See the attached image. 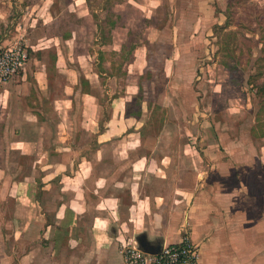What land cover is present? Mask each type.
<instances>
[{"label": "crops", "instance_id": "1", "mask_svg": "<svg viewBox=\"0 0 264 264\" xmlns=\"http://www.w3.org/2000/svg\"><path fill=\"white\" fill-rule=\"evenodd\" d=\"M54 38L33 43L27 69L0 83V136L11 138L0 149V201L13 202L0 212V264H124V243L155 253L186 235L200 264H264L260 221L255 210L241 213L240 183L227 189L212 178L208 159L160 155L162 132L146 135L157 117L147 92L155 80L145 76L162 31L134 47L120 76L106 50L80 52L74 34L72 46ZM112 49L123 58L127 44ZM175 51L162 57L166 90L177 80ZM19 106L21 123L10 128ZM14 152L28 164L14 162ZM14 168L29 173L17 179Z\"/></svg>", "mask_w": 264, "mask_h": 264}, {"label": "rangeland", "instance_id": "2", "mask_svg": "<svg viewBox=\"0 0 264 264\" xmlns=\"http://www.w3.org/2000/svg\"><path fill=\"white\" fill-rule=\"evenodd\" d=\"M158 30L163 39L151 45L153 68L145 76L155 80L154 93L149 87L147 92L157 121L144 125L146 135L162 132L160 155L179 150L192 160L208 159L217 172L211 171L212 178H222L227 189L240 183L241 213L255 210L258 240L264 241V0H0V49L24 45L30 61L33 43L61 36L64 45L76 42L80 52L106 50L119 75L134 47ZM173 32L180 33L177 41ZM123 42V58L112 56ZM175 49L177 87L166 90L162 57ZM57 77L65 82V75ZM23 109L10 128L21 123ZM10 139L0 136V149ZM10 155L23 165L30 161L20 152ZM11 173L21 179L29 170ZM12 204L0 201V212Z\"/></svg>", "mask_w": 264, "mask_h": 264}, {"label": "built area", "instance_id": "3", "mask_svg": "<svg viewBox=\"0 0 264 264\" xmlns=\"http://www.w3.org/2000/svg\"><path fill=\"white\" fill-rule=\"evenodd\" d=\"M30 60V51L24 45H12L0 49V83H6L24 72ZM124 264H200V248L186 235L182 241L164 245L150 253L136 243L121 245Z\"/></svg>", "mask_w": 264, "mask_h": 264}]
</instances>
